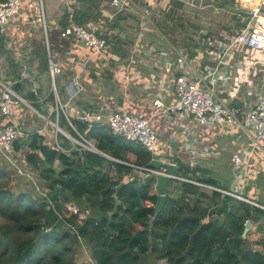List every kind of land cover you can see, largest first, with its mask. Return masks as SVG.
<instances>
[{
  "label": "trees",
  "instance_id": "obj_1",
  "mask_svg": "<svg viewBox=\"0 0 264 264\" xmlns=\"http://www.w3.org/2000/svg\"><path fill=\"white\" fill-rule=\"evenodd\" d=\"M102 1L79 0V5H69L60 26L98 20L104 27L99 36L113 47V55L126 57L130 48L127 43L133 44V38H110L109 30L129 25L137 35L141 15L126 9L110 17V12L101 7ZM134 2L150 20H155H151L152 29L156 27L190 58L197 56L198 48L213 36L209 30L196 39L195 33L202 29L200 14L182 0ZM216 6L234 11L230 16L234 31L246 24V12L235 9L234 0H219ZM225 29L232 33L228 25ZM144 31L155 36L150 30ZM2 45L0 38V50ZM253 51L245 49L242 55L247 59ZM25 87L19 81L14 84L21 94ZM25 94L37 99L33 90ZM52 99L49 93L46 100ZM72 123L112 157L151 166L154 155L140 142L113 135L102 122L75 118ZM59 124L70 128L63 116ZM62 140L60 144L70 147ZM16 144L22 147L23 139ZM24 146L26 165L37 173L35 184L42 193L34 189V183L27 191L12 186L10 171L0 168V264H89L80 259L82 249L89 252L93 264H159L160 260L165 264H264V209L259 206L170 179L164 205L148 227L156 203L154 181L141 179L138 169L87 151L61 153L41 133L25 138ZM175 163L176 175H194L199 181L215 185L213 179L198 175L195 168L179 159ZM115 196L119 203L113 211ZM223 197L229 203L227 216L215 212ZM247 221L251 227L242 237Z\"/></svg>",
  "mask_w": 264,
  "mask_h": 264
},
{
  "label": "built area",
  "instance_id": "obj_2",
  "mask_svg": "<svg viewBox=\"0 0 264 264\" xmlns=\"http://www.w3.org/2000/svg\"><path fill=\"white\" fill-rule=\"evenodd\" d=\"M68 2L70 6H75L79 0H68ZM238 2L243 5L246 12L245 17L248 19L246 24L238 31L222 36V38L208 39L207 45L199 47L198 55L194 58H190L188 54L170 43L168 47L154 48L151 50L150 57L146 59V66L150 70L160 69L162 71L159 85L162 89L170 92L173 97V101L170 103H165L161 96L155 98L152 102L156 109L155 114L170 118L171 114L179 113L192 118V124L186 123L183 125V136L181 138L186 148L192 153L195 152L192 150L191 145L195 143L199 129L204 132L209 125L215 123L233 124L241 128L252 126L254 133L253 136H250L249 146L240 152L235 151L231 155L232 165L236 168L241 167L244 170L254 158L256 150L264 154V88L260 89L261 91L256 95L253 105L246 109L226 103L219 96V92L227 82L224 68L228 66L236 52H242L245 49L264 52V0H238ZM188 3L193 8L199 7L198 2L193 0L188 1ZM26 4L30 8L36 6L39 9L37 21L41 24L45 39L50 84L49 93L52 94L53 99L51 106L43 107L48 102L46 98L49 93L42 95L40 92V97L37 100L43 109L33 107L26 97L14 89L13 84L16 81L0 75V160L13 170L15 176L32 181L34 189L41 192L35 184L30 170L24 165L26 163V156L22 154L25 150L24 140L36 133L44 134L51 128L53 130L51 133L53 142L61 153L70 154L73 151H87L115 160L138 169L141 179H145L147 174L152 176L166 174L167 169L164 166L158 168L143 167L112 157L99 149L94 139L84 136L75 128L72 123L74 117L102 122L108 126L113 135L140 142L153 153L154 157L159 154V135L149 119L130 114L124 109L113 111L108 106L86 108L74 117L68 113L70 103L84 90V86L79 79L80 72H76L69 78L66 93L58 91L56 78L61 73L63 66L49 50L48 30L42 4L39 2L35 4L34 1H29ZM21 5L22 0H0V34L4 32L10 18L20 13ZM110 6H112L111 10H108L110 17L126 9H134L141 17L145 16L144 11L135 4L134 0H110ZM58 29L60 37L73 38L77 43L89 48L93 54H100L109 48L106 39L99 36L104 27L98 20H88L82 24L73 23L65 27L59 26ZM196 39L198 40L199 37L197 36ZM141 43L143 42L136 39L131 44L127 56L129 61H132L134 56L139 53L138 45ZM204 54H206L207 59L214 61L211 69L206 70L200 65V60L202 61ZM5 71V68H1L0 73H5ZM36 90L37 88L33 89L34 92ZM23 107L31 109L41 121L28 127L25 124L26 117L22 115ZM61 116L65 118L73 133H70L59 124ZM58 135L68 141L70 147H64L60 144ZM20 138L23 139L22 147H18L16 144V141ZM245 174L246 170L243 171V176ZM169 176L173 180L189 182L220 191L224 195L233 196L264 209V206L258 202L246 198L239 191V184L235 185L237 186L236 189L229 190L217 188L193 177L179 176L176 173Z\"/></svg>",
  "mask_w": 264,
  "mask_h": 264
},
{
  "label": "crops",
  "instance_id": "obj_3",
  "mask_svg": "<svg viewBox=\"0 0 264 264\" xmlns=\"http://www.w3.org/2000/svg\"><path fill=\"white\" fill-rule=\"evenodd\" d=\"M29 1H34L35 4L38 2L42 4L48 30L49 50L54 58L63 66L61 73L56 78L58 91L66 93V85L69 78L76 72H80L79 79L84 86V90L79 96H76L75 100L68 107V113L72 117L80 114L81 110L86 108L108 106L113 111L124 109L130 114L149 119L151 125L159 135V154L154 158L162 162L172 163H175L176 159H179L191 166V168H195L198 175H204L213 179L215 181V185L213 186L217 188L236 189L237 186L235 185L239 184L241 188H239V191L246 198L264 206V154L256 150L254 158L244 168L246 170L244 176V170L241 167L236 168L231 162L233 152H240L249 146L250 136H253L254 133L251 125L241 128L233 124L215 123L209 125L204 132L198 128L197 139L191 145L192 150L198 153L195 154L186 148L181 139L183 136V125L186 123L192 124V118L180 115L179 113L171 114L170 118H165L161 114H155L156 109L152 105L155 98L161 96L165 103H170L173 101V97L170 92L162 89L159 85L160 77L163 74L162 71L160 69L150 70L146 66V59L150 57L152 49L162 46L168 47L170 43L165 34L160 36L156 27L152 29L150 25L152 22L148 23L141 19L140 31L137 35H134L129 25L109 30L110 38L117 36L125 40L126 36H131L134 41L139 39L143 42L138 45L139 53L134 56L132 61H129L128 54L126 57L113 55V47L111 45H109L106 51L100 54H93L89 48L77 43L73 38L60 37L58 27L60 26L62 14L69 7L68 0H22L20 13L10 18L4 32L0 34L3 44L0 50V70L1 68L6 69L5 73H0V75L3 74L5 78L8 77L12 81H19L23 85L28 86L27 90L24 89L26 92L38 88L42 94L41 83L31 74L20 71L17 65L18 62L16 64L13 61L14 59L21 61L24 65L27 63V70L37 65L47 70V65L45 67V62L47 63L45 39L41 24L37 21L39 9L36 6L33 8L28 7L26 3ZM182 1L190 6L188 3L190 0ZM193 1L199 4V7L193 9H197L200 14L202 28L204 27L203 22L209 19L210 13L214 12L215 9L219 10L218 13L226 12L229 16L234 12L227 7L222 9L216 5H214V8L212 7V9L207 10L206 8L211 5L212 0ZM101 7L106 11L111 10L110 0H103ZM190 7L192 9V6ZM234 7L235 9L245 11L243 5L238 0H234ZM143 11L144 15L148 17V13L145 10ZM54 30H58V37L62 39L60 41V44L63 45L61 52L56 50L51 42L50 33ZM144 30L152 31L151 34H155V36L152 37ZM208 31L199 30L195 33V36L201 37V34H206ZM215 37H218V35ZM127 45L128 48L131 46L130 43H127ZM9 47H12L9 54L5 55L2 53L4 50H9ZM242 53L243 51L236 52L228 66L224 68L227 82L220 89L219 96L228 104L246 109L253 105L256 95L264 88V70L260 66V69L256 72L253 68L255 65H250L248 61L244 60L241 56ZM213 63L214 61L207 58L203 61L200 60V65L206 68V70L211 69ZM35 82H37L38 87L35 86ZM63 83L65 85H62ZM48 85L50 88L49 80ZM35 93L37 95V90ZM48 93L49 91L46 95ZM22 95H24L23 92ZM47 101L43 107L51 106L52 101ZM22 115L26 117L25 124L28 127L40 122L36 114V117L30 116L23 110ZM44 134H48L53 141L49 130ZM47 141L50 142V140ZM55 161L57 165L58 160L56 159ZM24 165L32 174H35L29 165H26V163ZM137 174L140 175V171ZM189 177L197 179L194 175ZM200 187L203 190L205 188L208 193L212 190ZM167 194L169 193L166 192ZM207 216L209 217L210 215ZM212 216L215 218L216 214Z\"/></svg>",
  "mask_w": 264,
  "mask_h": 264
},
{
  "label": "rangeland",
  "instance_id": "obj_4",
  "mask_svg": "<svg viewBox=\"0 0 264 264\" xmlns=\"http://www.w3.org/2000/svg\"><path fill=\"white\" fill-rule=\"evenodd\" d=\"M214 5H216V1L212 0L211 5L208 6L206 9L210 10V9H212V7L213 8L215 7ZM218 12H219V10L215 9L214 12L210 13L209 19L207 21L203 22L204 27L201 29L202 31H205V32L208 31V30H213V31H211V32H213V36L212 37H208V39H211V40L214 39V37L217 36V34H220L221 36L229 35V33H227V30L225 29V27L227 25L230 27L232 32L235 30L234 23L232 22L229 14L226 13V12L225 13H218ZM141 19L145 20L148 23H151L149 17L144 16ZM151 20H152L153 23H155L154 22L155 20H153V19H151ZM158 33H159L160 36L163 35V33H161L160 31H158ZM50 38H51V42L54 45L55 49L59 50L61 52L63 50V45L60 44V41H62V39H60L58 37V30H54L53 32H51L50 33ZM9 48H10L9 50H4L2 53H4L5 55L9 54L11 52L12 47H9ZM258 53L260 55H258ZM241 56H242L243 59H245V57H243L242 54H241ZM254 56H257V57L253 58ZM245 60L248 61V63L250 65H255L253 68L256 70V72H258V70L260 69V66L264 70V52H259L257 50H254L253 53H252V57H248ZM13 61H15V63L18 62V64L17 63L16 64L18 65V68H19L20 71H25V72H27V74H31L37 81H39L41 83L42 95H46V93L49 91V85H48L49 74H48L47 70H44V68L40 67L39 65H37L36 67H32L30 70H27V63L24 65V64H22L21 61H17L15 59ZM263 74H264V72H263ZM2 76H3V74H2ZM3 77L5 78V76H3ZM62 85H65V83H63ZM25 89L27 90L28 86H26ZM22 92H23L24 96L30 101V103H31V105L33 107L40 108V105H38V103H37V99H35V98L32 99V98L27 97L26 94H25L26 91H24V90H22ZM23 110L28 115L36 117V115L33 113V111L31 109H29L27 107H23L22 111ZM39 121H41V120H39ZM63 128L68 130L70 133H73L71 128H69L67 126H64ZM48 130H49V133L51 134L52 133V129L49 128ZM46 139L50 140L52 142V140H51V138H50V136L48 134L46 135ZM58 139L61 142H63V140H62L63 138H62L61 135L58 136ZM1 167H4V168H6V169H8L10 171V173H11L10 176L12 177V186L21 187L22 191H27L29 189L30 185L32 184V181L26 180V179L24 180L22 177L15 176L13 170L5 162H2L0 160V168ZM29 176H30V174H29ZM29 176H27V177H29ZM31 176L37 183L36 172H35V174L31 173ZM176 181L181 182L180 180H176ZM79 256H80V259L87 260L89 262V264H93L91 259H90V256H89V252L86 249H84V250L82 249V252L79 253ZM159 264H165V261L164 260H160Z\"/></svg>",
  "mask_w": 264,
  "mask_h": 264
},
{
  "label": "water",
  "instance_id": "obj_5",
  "mask_svg": "<svg viewBox=\"0 0 264 264\" xmlns=\"http://www.w3.org/2000/svg\"><path fill=\"white\" fill-rule=\"evenodd\" d=\"M35 86L38 87L37 82H35ZM39 93L40 91H37V95L36 98L39 97ZM41 109H43V107H41ZM150 165L152 167L158 168L160 166H164L166 167L167 171L166 174H155V175H151V174H147L145 179H153L154 181V189H155V193H156V203L154 206V214L152 216V218L149 221L148 227L151 226V222L152 220L156 217V215L158 214V212L161 210V208L164 205V201H165V197H166V192L168 189V183L170 181V176L169 175H173L176 173V164L172 163V162H162L161 160H158L156 158H153L150 162ZM54 170L58 171L59 168L57 166L53 167ZM221 205H219L216 209L215 212L216 213H223L225 216H227L228 214V210H229V203L227 202L226 198L223 197L221 200ZM119 203L118 197L115 196V201H114V205H113V211L116 210L117 208V204ZM112 211V212H113ZM251 227V222L247 221L245 223V227L242 233V237H245L246 232L248 231V229ZM149 245L151 244L150 239H148Z\"/></svg>",
  "mask_w": 264,
  "mask_h": 264
}]
</instances>
